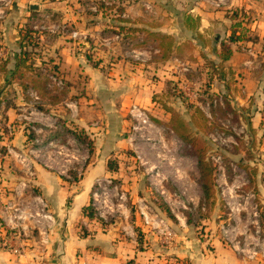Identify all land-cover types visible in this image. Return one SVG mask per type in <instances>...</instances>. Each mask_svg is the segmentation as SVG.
Wrapping results in <instances>:
<instances>
[{
	"label": "crops",
	"instance_id": "crops-1",
	"mask_svg": "<svg viewBox=\"0 0 264 264\" xmlns=\"http://www.w3.org/2000/svg\"><path fill=\"white\" fill-rule=\"evenodd\" d=\"M97 4L111 10L94 8ZM32 5L37 9L31 10ZM143 5H149L152 13ZM116 7L124 9L121 15ZM233 11L247 14L248 32L264 38V0H0V236L5 234L2 226L13 228L8 202L29 205L32 213L49 217L23 221L16 251L0 249V264H264L263 252L248 258L214 235L207 243L200 242L186 235L185 224L180 223L185 229L164 245L140 225L135 213L126 216L128 221L105 225L83 214L99 179L130 180L136 198L140 181L128 168L133 161L130 108L157 113L154 120L162 122L153 121L172 132L164 125L170 114L152 96L166 91L184 64L178 56L186 51L194 64L205 58L206 51L217 59L215 49L232 23L226 14ZM118 16L134 27L174 38L170 56L158 57L160 50L144 42L143 33H114ZM186 16L197 20L194 28L185 25ZM150 20L156 21L155 27ZM48 21L56 24L46 26ZM26 24L36 44L33 49L24 40ZM24 50L32 53V67L24 78L10 79L15 59ZM45 70L64 80L59 101L41 97L29 84ZM31 91L39 96L38 102L32 100ZM31 121L42 130L33 135L40 142L55 138L76 144L66 130L82 129L93 140L92 153L84 149L86 161L71 166L66 177L33 158L30 171L26 170L13 152L25 154L35 145V140L32 144L26 138ZM109 162L116 171L108 169ZM260 194L264 198V190ZM138 227L146 234L137 236ZM81 229L86 235H80ZM209 241L211 249L205 246Z\"/></svg>",
	"mask_w": 264,
	"mask_h": 264
},
{
	"label": "rangeland",
	"instance_id": "rangeland-1",
	"mask_svg": "<svg viewBox=\"0 0 264 264\" xmlns=\"http://www.w3.org/2000/svg\"><path fill=\"white\" fill-rule=\"evenodd\" d=\"M143 6L148 14L152 13L149 5ZM94 8L99 9V5ZM241 20L243 39L233 46L234 57L223 69L207 51L205 58L195 64L186 51L178 56L184 61L178 68L185 70L176 73L166 91L152 96L160 105L169 104L194 133L204 138L214 196L203 201L191 148L153 121L159 117L157 113L139 107L154 127L137 133L128 129L135 145L129 151L133 161L128 168L140 181L136 182V198L132 196L131 181L115 177L126 199L122 214L108 224L128 221L126 216L135 213L140 225L164 245L178 230L185 229L180 223L189 226L184 231L187 236L203 243L211 235L225 242L221 225L230 227V237L236 234L243 238L244 233L254 237L259 228L257 235L264 238V198L260 194L264 190V38L248 32L247 14ZM51 24L56 21H48L46 26ZM105 49L100 46V50ZM165 208L170 216L163 211ZM140 211L150 218L149 225L144 224ZM138 228L137 236L146 234ZM210 244L205 246L211 249Z\"/></svg>",
	"mask_w": 264,
	"mask_h": 264
},
{
	"label": "built area",
	"instance_id": "built-area-1",
	"mask_svg": "<svg viewBox=\"0 0 264 264\" xmlns=\"http://www.w3.org/2000/svg\"><path fill=\"white\" fill-rule=\"evenodd\" d=\"M49 87L60 91L64 88V80L55 74H50L49 76ZM30 95L34 102L39 101V96L31 91ZM129 117L131 119L130 130L131 132L137 133L146 128L154 127L152 122L147 118L144 111L138 106H132L129 110ZM26 130L32 132L34 136L41 133V128L37 127L36 124L31 121L26 126ZM11 130L8 131V134ZM130 137V136H129ZM75 138V137H74ZM35 145L30 148L27 153L13 152L16 161L21 164L26 170L30 171L32 164L30 163V158L36 159L39 163L41 162L45 167L50 168L58 173L62 177L67 176L68 169L87 159L86 152L88 149L85 145L81 144L76 139V144L67 140L65 143H60L55 138H51L47 141H42L35 138ZM133 142V140H132ZM78 145V147H76ZM133 146L134 143H133ZM86 152H85V150ZM137 154V151H135ZM89 153V152H88ZM137 159L139 157L137 156ZM139 162L142 164L141 159ZM115 178V177H114ZM114 178L106 177L96 181L92 193L90 208L93 211V219L102 224H108L109 220L122 214V208L124 206V201L126 199L125 193L121 192L118 186L114 182ZM7 210L12 211L9 216L10 224H13L10 236L6 239L4 235L0 236V249L8 251H16L15 240L20 237L21 223L25 220L35 219V218H46L49 217L41 213H32L31 207L27 206H14L11 202L5 205ZM143 222L145 225H149L150 218L147 216L146 212L140 211ZM5 233V228L2 226ZM222 234L225 236V242L239 254L246 256L248 258H254L259 252L264 253V238L259 237L257 234L261 232L259 228L254 231L256 236L247 235L244 233L243 238H238L236 234L234 236L229 235L230 227L221 225ZM236 238L240 239L237 240ZM6 248V249H5Z\"/></svg>",
	"mask_w": 264,
	"mask_h": 264
},
{
	"label": "trees",
	"instance_id": "trees-1",
	"mask_svg": "<svg viewBox=\"0 0 264 264\" xmlns=\"http://www.w3.org/2000/svg\"><path fill=\"white\" fill-rule=\"evenodd\" d=\"M100 8L104 6H99ZM113 7V6H112ZM111 10L110 7H105L104 12H109ZM123 8L116 7L115 11H117V14L121 15L123 12ZM106 12V13H107ZM227 17L232 21L229 29V34L226 35L220 42H219V49H215L216 57L219 61L217 64V67L223 69L225 67L226 62L230 59L233 53V46L237 44L239 41H241L244 35V28L242 27V20L243 17H245V14L243 12L239 11H233L229 14H226ZM119 24L115 25L116 29L114 30V33L122 34V33H143V40L144 42L149 41L154 44L155 47H157L160 51L158 54V57L161 59H165L168 57L174 43L171 40L169 36H163L158 33H154L149 31L146 28H138L133 26V22L121 18L118 16L115 18ZM184 23L186 26L190 28H194L196 26L197 20L193 19L190 16H186L184 19ZM26 28L24 30V40L27 41V45H29L32 49L36 46L33 37L30 35V32H32L31 27H29L28 24H26ZM29 27V28H28ZM165 41H167V44H165ZM31 51L24 50L22 53V57H17L15 59V68L11 72L10 79L16 78H24L25 73L30 70L32 67V63L29 62ZM86 57L88 61L92 64V66L97 67V62H92V56L90 54H86ZM29 62V64H28ZM212 63V62H211ZM215 64L212 63L211 67H213ZM41 74V73H40ZM37 74L36 78H33L30 80V86L32 89L37 91V93L41 97H45L50 99L53 102L59 101L63 95V89L60 91H57L55 89H52L49 87V75L55 74L53 71L45 70L44 74ZM57 75V74H55ZM210 75V74H208ZM9 82V80H8ZM163 109L170 114L169 120L167 123H165V127L169 128L172 133L184 144H187L191 148L192 155L196 159L197 163V170L199 173V179L198 183L200 185V189L202 191L203 195V201L208 202L210 198L214 196V190L212 185V169L209 165V162L206 158V150L207 146L204 142V138L200 136V134L194 133L192 131L191 125L186 122L184 119L178 115L175 110L167 106L166 104L163 105ZM156 123H161L157 120H154ZM26 132V138L28 142H32L34 140L33 133L29 131ZM67 133H71L81 144L85 145L88 149L89 154L93 151V140L90 138L89 135H87L82 129L75 128V130H66ZM33 144V142H32ZM108 169L113 172L116 171L115 167L112 165L111 162L108 163ZM201 207V206H200ZM165 213L169 215L168 210L165 208L163 209ZM83 214L87 216L88 218H93V211L90 208V206L83 209ZM11 234L10 230L5 229V235L4 238H8ZM80 235L84 236L86 233L81 229ZM6 249V248H5Z\"/></svg>",
	"mask_w": 264,
	"mask_h": 264
},
{
	"label": "water",
	"instance_id": "water-1",
	"mask_svg": "<svg viewBox=\"0 0 264 264\" xmlns=\"http://www.w3.org/2000/svg\"><path fill=\"white\" fill-rule=\"evenodd\" d=\"M36 7H37V6L32 5V6H30L29 8H30L31 10H33V9H37Z\"/></svg>",
	"mask_w": 264,
	"mask_h": 264
}]
</instances>
